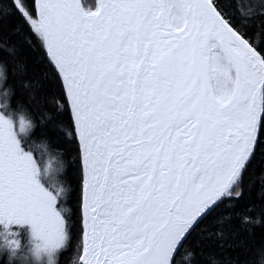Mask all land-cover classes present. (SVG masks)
I'll return each instance as SVG.
<instances>
[{
  "label": "snow or ice",
  "instance_id": "obj_1",
  "mask_svg": "<svg viewBox=\"0 0 264 264\" xmlns=\"http://www.w3.org/2000/svg\"><path fill=\"white\" fill-rule=\"evenodd\" d=\"M58 77L82 166L83 264H176L264 140V42L221 0H11ZM0 113V223L49 252L67 221ZM16 243V242H13Z\"/></svg>",
  "mask_w": 264,
  "mask_h": 264
},
{
  "label": "trees",
  "instance_id": "obj_2",
  "mask_svg": "<svg viewBox=\"0 0 264 264\" xmlns=\"http://www.w3.org/2000/svg\"><path fill=\"white\" fill-rule=\"evenodd\" d=\"M82 3L91 4L85 7L97 6L96 0ZM221 3L249 36L264 42V0ZM0 70L5 96L0 99L2 111L10 115L24 112L35 124L32 137L46 139L53 149L62 152L67 162L61 179L71 188L66 201L71 211L62 210L68 240L57 253V264H73L74 260L80 264L82 166L78 141L66 97L42 41L11 11V0H0ZM21 143L28 151V142ZM44 185L48 186L46 180ZM239 191V197L226 199L200 221L177 253L176 264H264V140L257 144ZM59 206L63 209L65 201L61 200ZM12 229L19 236V249H0V264H47L32 257L27 229Z\"/></svg>",
  "mask_w": 264,
  "mask_h": 264
},
{
  "label": "clouds",
  "instance_id": "obj_3",
  "mask_svg": "<svg viewBox=\"0 0 264 264\" xmlns=\"http://www.w3.org/2000/svg\"><path fill=\"white\" fill-rule=\"evenodd\" d=\"M99 7V0L97 7ZM4 115L7 114V118L10 119L16 126L17 135L20 141L28 142V153H30L36 161L37 166V179L40 182V178H43L49 182L50 189H45L53 194L58 200H64L65 206L63 207L64 213H70L71 209L68 207L66 201L68 195L70 194L71 188L66 184L61 177L67 171V162L64 161L62 152L58 149H53L50 143L46 139L36 140L32 137V132L35 130L34 122L24 113L16 112L14 114H8L5 112H0ZM42 185V184H41ZM61 212V211H60ZM62 213V212H61ZM2 224V223H0ZM4 225L5 233L2 237V244H0V249H19V244L17 241L11 239V233L8 231L9 226ZM35 237V236H34ZM11 240L14 247L10 248L7 246V242ZM16 242V243H13ZM43 249L42 245H37L34 255L39 259V252ZM58 256L49 254L48 264H57ZM73 264H77L74 260Z\"/></svg>",
  "mask_w": 264,
  "mask_h": 264
},
{
  "label": "rangeland",
  "instance_id": "obj_4",
  "mask_svg": "<svg viewBox=\"0 0 264 264\" xmlns=\"http://www.w3.org/2000/svg\"><path fill=\"white\" fill-rule=\"evenodd\" d=\"M89 5H91V4L90 3H87L85 6H89ZM89 8H91V7H89ZM0 86L2 87L1 77H0ZM1 91L2 90H0V92ZM3 99H5V96H3ZM0 112H5V110L2 111L1 101H0ZM5 115H7V114H5ZM48 188L50 189L49 184H48ZM53 195H55V193H53ZM55 207H56L57 211H61L62 212V210L60 208H58L57 205ZM62 215H64L63 212H62ZM12 225H14V227H22V228H26L28 230V232L30 233L29 234L30 235V242H31L32 245L34 244V246L32 247L31 254H32V257L36 261H45L48 264V258H49V254L50 253L53 254V255H55V256H57V251H59L60 248L59 249H56L55 251H52V252H49V251H46V250H41L39 252V259H37L36 255H34L35 250H36V246L37 245H42L43 242L40 239L34 237V235H33V229H32L31 224H23V225L12 224ZM12 225H10L9 228H8V231L12 234L10 238L13 239V240H15V241H17L18 244H19V236H16V234L13 233V229L11 228ZM0 227L2 229V235H3L5 233L4 225L3 224H0ZM1 241H2V239H0V244H1ZM8 243L12 245L11 240H9Z\"/></svg>",
  "mask_w": 264,
  "mask_h": 264
},
{
  "label": "water",
  "instance_id": "obj_5",
  "mask_svg": "<svg viewBox=\"0 0 264 264\" xmlns=\"http://www.w3.org/2000/svg\"><path fill=\"white\" fill-rule=\"evenodd\" d=\"M97 3H98V0H97ZM180 250V249H179ZM85 258V257H84Z\"/></svg>",
  "mask_w": 264,
  "mask_h": 264
},
{
  "label": "bare ground",
  "instance_id": "obj_6",
  "mask_svg": "<svg viewBox=\"0 0 264 264\" xmlns=\"http://www.w3.org/2000/svg\"><path fill=\"white\" fill-rule=\"evenodd\" d=\"M2 72V71H1Z\"/></svg>",
  "mask_w": 264,
  "mask_h": 264
}]
</instances>
